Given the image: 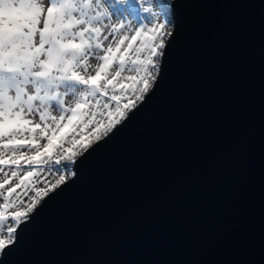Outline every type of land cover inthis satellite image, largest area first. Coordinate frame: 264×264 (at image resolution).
<instances>
[{
	"label": "water",
	"instance_id": "obj_1",
	"mask_svg": "<svg viewBox=\"0 0 264 264\" xmlns=\"http://www.w3.org/2000/svg\"><path fill=\"white\" fill-rule=\"evenodd\" d=\"M170 19L145 102L4 264H264V0H174Z\"/></svg>",
	"mask_w": 264,
	"mask_h": 264
},
{
	"label": "snow or ice",
	"instance_id": "obj_2",
	"mask_svg": "<svg viewBox=\"0 0 264 264\" xmlns=\"http://www.w3.org/2000/svg\"><path fill=\"white\" fill-rule=\"evenodd\" d=\"M169 7L168 0H0V258L66 183L64 174L53 183L44 173L75 165L145 102L170 35L161 22Z\"/></svg>",
	"mask_w": 264,
	"mask_h": 264
},
{
	"label": "rangeland",
	"instance_id": "obj_3",
	"mask_svg": "<svg viewBox=\"0 0 264 264\" xmlns=\"http://www.w3.org/2000/svg\"><path fill=\"white\" fill-rule=\"evenodd\" d=\"M173 1L174 0H168V2H169V4H170V7H169V11H168V17H167V21H164L163 20V18L161 19V22H165L166 24H167V32L168 33H170V35H171V33H172V31H173V21L170 19V17H171V7H172V3H173ZM135 23V22H134ZM170 35H168L167 37H166V43H167V40L169 39V37H170ZM161 59H162V57H160L159 58V64H158V68L160 67V64H161ZM97 62L96 61H93V64H96ZM158 73H159V71H158ZM157 76H158V74H157ZM130 114V113H129ZM95 145V144H94ZM78 158H80V157H78ZM77 158V159H78ZM74 172V165H68V169L66 170V169H64V166L63 165H61L60 166V171L59 172H57V169L56 168H52L51 169V174H49V173H47V172H45L44 173V176L45 177H47V179L48 180H50V181H52L53 183L55 182V180L58 178V175L59 174H64L65 175V178H66V182H68L70 179H72L73 178V173ZM43 185H38V187H42ZM52 193V192H51ZM50 193V194H51ZM32 194L30 193L29 194V196H31ZM0 202H2V201H0ZM39 206V205H38Z\"/></svg>",
	"mask_w": 264,
	"mask_h": 264
},
{
	"label": "bare ground",
	"instance_id": "obj_4",
	"mask_svg": "<svg viewBox=\"0 0 264 264\" xmlns=\"http://www.w3.org/2000/svg\"><path fill=\"white\" fill-rule=\"evenodd\" d=\"M93 61H95V60H92V61H91L92 64H93Z\"/></svg>",
	"mask_w": 264,
	"mask_h": 264
}]
</instances>
